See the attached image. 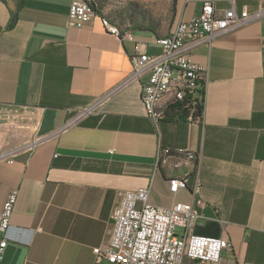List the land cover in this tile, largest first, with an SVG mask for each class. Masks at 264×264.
I'll return each mask as SVG.
<instances>
[{
    "label": "crops",
    "instance_id": "crops-1",
    "mask_svg": "<svg viewBox=\"0 0 264 264\" xmlns=\"http://www.w3.org/2000/svg\"><path fill=\"white\" fill-rule=\"evenodd\" d=\"M72 1L0 0V151L45 136L31 154L0 161V213L18 189L0 232L7 242L0 264H93L92 248L108 239L122 192L152 176L148 200L158 206L192 202V186L201 184L206 205L193 233L228 238L221 264H264V17L196 46L190 58L202 72L201 116L188 121L167 110L155 125L140 97L148 73L128 79L134 44L157 53L155 39L198 14L204 0H175L164 34L119 28L100 10L73 25ZM211 1L218 13L232 1L236 11L264 6ZM172 176H185L187 187L171 192Z\"/></svg>",
    "mask_w": 264,
    "mask_h": 264
},
{
    "label": "built area",
    "instance_id": "built-area-1",
    "mask_svg": "<svg viewBox=\"0 0 264 264\" xmlns=\"http://www.w3.org/2000/svg\"><path fill=\"white\" fill-rule=\"evenodd\" d=\"M94 13L89 0H73L68 18L71 24L82 26L92 19ZM263 17L264 6L253 11L246 8L236 11L232 1L231 7L218 13L211 0H204L198 14L189 20H178L171 33L155 39L160 46L157 53H147L146 44L136 41L128 79L148 73L140 94L147 117L157 125L170 105L184 101L188 106L187 116H194L192 100L202 87V72L201 67L191 60V51L211 38ZM102 24L108 32L118 34L119 30L105 22ZM99 102L96 100L76 110L64 127L92 112ZM198 118L194 116V120ZM44 138L37 135L0 151V161L12 162L18 154H31ZM161 151L162 148L157 150L155 169L160 164ZM152 183L153 176L146 185L122 192L121 202L113 212V227L108 239L92 248L93 264H221V251L230 248L228 238L193 233V225L206 205L201 184L196 180L192 186V202L176 201L165 207L149 202ZM168 186L175 193L187 187V179L168 180ZM17 195L18 189H11L3 203L0 213L2 234L9 226ZM6 243L5 238L0 240V258Z\"/></svg>",
    "mask_w": 264,
    "mask_h": 264
},
{
    "label": "rangeland",
    "instance_id": "rangeland-1",
    "mask_svg": "<svg viewBox=\"0 0 264 264\" xmlns=\"http://www.w3.org/2000/svg\"><path fill=\"white\" fill-rule=\"evenodd\" d=\"M98 10L119 28L150 27L160 34L173 25L175 0H94Z\"/></svg>",
    "mask_w": 264,
    "mask_h": 264
},
{
    "label": "trees",
    "instance_id": "trees-1",
    "mask_svg": "<svg viewBox=\"0 0 264 264\" xmlns=\"http://www.w3.org/2000/svg\"><path fill=\"white\" fill-rule=\"evenodd\" d=\"M89 2L91 4L93 10L95 12H98V8L96 7L94 0H89ZM201 84H202L201 89L198 90L197 96H195L192 100L193 103H192L191 107L193 108V115L195 117H200L201 113H202L203 83H201ZM167 110L174 111L175 113H177V116L180 118H185V117H187V112H188L187 102L184 101L182 103L172 104L168 107Z\"/></svg>",
    "mask_w": 264,
    "mask_h": 264
},
{
    "label": "bare ground",
    "instance_id": "bare-ground-1",
    "mask_svg": "<svg viewBox=\"0 0 264 264\" xmlns=\"http://www.w3.org/2000/svg\"><path fill=\"white\" fill-rule=\"evenodd\" d=\"M105 20V19H104ZM114 29H117V28H115V27H113ZM194 116H187L186 117V119L188 120V121H193L194 120V118H193ZM167 151V150H166ZM185 155H186V158L188 159V160H191V161H194V162H197V159H198V154H195V153H193V152H191V151H186L185 152ZM177 180H186V177L185 176H172V177H170L169 178V181H177Z\"/></svg>",
    "mask_w": 264,
    "mask_h": 264
}]
</instances>
